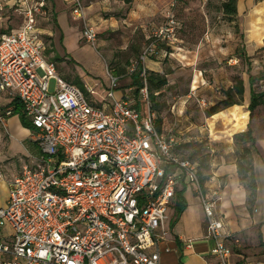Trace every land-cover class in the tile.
Wrapping results in <instances>:
<instances>
[{"label":"built area","instance_id":"obj_1","mask_svg":"<svg viewBox=\"0 0 264 264\" xmlns=\"http://www.w3.org/2000/svg\"><path fill=\"white\" fill-rule=\"evenodd\" d=\"M11 1L0 0V16ZM17 1L26 23L0 35V95L19 101L40 153L9 181L0 229L9 227L11 234L0 241V264H162L169 210L183 181L201 198L211 255L217 264H236L218 215L220 191L207 194L198 163L177 154L179 141L158 128L145 65L158 57L160 44H173L174 16L153 30L140 60L129 67L128 76L143 67L139 103L116 98L120 77L111 73L106 97L88 101L58 75L39 38L37 16L47 0ZM86 10L85 0H72L82 40L95 46L98 32ZM14 111V104L6 107L0 124ZM6 180L0 168V183Z\"/></svg>","mask_w":264,"mask_h":264},{"label":"rangeland","instance_id":"obj_2","mask_svg":"<svg viewBox=\"0 0 264 264\" xmlns=\"http://www.w3.org/2000/svg\"><path fill=\"white\" fill-rule=\"evenodd\" d=\"M118 1L120 3L117 0L101 1V17L108 24L103 30L96 27L98 39L95 46L84 41L83 44H76L69 34L64 48L54 13L49 15L52 28L40 19L43 28L53 30L50 48L54 51L48 59L56 64L58 75L80 88L88 101H98L106 97L104 81L107 69L120 77L116 91H123L127 96V89H132L128 97L139 103L137 87L133 86L134 76L127 75L129 67L140 60L145 46L149 44L148 36L152 29L164 25L170 15L174 16L177 24L174 45L160 44L161 54L157 59L153 58L156 63L147 61L145 65L147 71L160 73L168 79V85L157 94L155 100L152 99L158 125L161 123L163 134L176 137L179 153L198 162L204 176L213 175L224 166H237L240 146L234 138L229 141L239 133L241 125L240 119L231 111L235 106L210 118L207 111L226 98L225 91L232 88L238 79L245 83L244 106L239 107L249 105L251 78L255 79L256 92L264 93V17L256 13V17L253 16L254 9L250 8L232 20L223 12V4L227 0ZM256 3V8H264V1ZM87 18L93 24L89 16ZM71 19L82 33L83 24L74 21L72 16ZM252 39H255L253 43ZM88 87L94 89L97 95L91 96ZM54 88L55 81H52V90ZM241 112L243 114V110ZM249 129L254 131L256 140L263 137V106L255 110ZM31 147L33 156L18 154L15 145L11 147L10 140H6V133L0 126V168L6 179L13 172L17 173L24 164H32L38 158V147ZM253 150L255 168V158H261V153L257 144ZM258 176L260 187L264 189V168L260 167ZM238 180L247 193L242 208L253 216L257 210L253 205L256 197H251L248 184L240 175ZM5 190L6 186L1 185L0 207L5 204ZM10 232L9 227L0 229L1 236ZM244 241L247 250L248 243L246 239ZM240 245L243 246L242 241Z\"/></svg>","mask_w":264,"mask_h":264},{"label":"crops","instance_id":"obj_3","mask_svg":"<svg viewBox=\"0 0 264 264\" xmlns=\"http://www.w3.org/2000/svg\"><path fill=\"white\" fill-rule=\"evenodd\" d=\"M48 1L49 0H47V5L43 12L37 16L39 38L46 44L47 56L51 55V53L54 51L50 48V45L53 44V41H50V39L53 38V30H46L43 28L40 24V19L46 21V25L49 28H52L51 19L49 16L52 13H54L53 16H55V24L61 32L63 46L65 44L66 37L69 39V34L72 36V38H74L76 44H83L82 33L79 30V26L73 23L71 19L72 0ZM101 1L102 0H85V3L87 2V17L89 16V19L94 24L95 28L98 27L103 30L104 27L107 26L106 24H108V22L101 17L102 14L100 12L103 9ZM154 1L157 2V0ZM117 2L120 3L118 0ZM17 4V0L9 2L5 12L0 16V35L2 33L17 32L24 27L26 23V17L23 13L17 10L19 7ZM256 4V0H238V15L251 8L254 9L253 16L256 17L255 12L257 10H264V8H256ZM258 4H261V2ZM158 28H160V26H156L152 30ZM254 31L255 29L253 32ZM151 34L148 36L149 40L151 38ZM254 40L255 39H252L251 42L253 43ZM162 53H164V51H162ZM66 54H68V52H66ZM160 54L161 52H159V55ZM155 59H157V57L154 58V60ZM148 61L151 63H156L153 61V59H149ZM109 85L110 72H108L106 69V81H104V87L106 90ZM127 90L128 96L130 89ZM115 96L117 99H122L126 96V94L123 91H116ZM250 102L251 91L248 101L249 105L246 104L244 107L247 111L244 110V108L239 107L241 108V111L243 110L244 119H241V122H243L245 125V130L240 131V133L247 131L251 124L252 117L251 112L249 111ZM14 103L15 100L11 99L8 95H0V114H2L6 107ZM238 106H244V104ZM232 110H234V108H232ZM247 113H249L248 121L245 118ZM0 126L3 127L6 133V140H10L11 147H13V144L15 145L18 154L21 152L26 153L28 157L33 156L31 145H35L37 147L33 135L34 131L33 129L25 128L23 126L21 116L19 114L12 116L8 119L5 125L0 124ZM235 135H233L231 140L229 139L230 142L233 140ZM12 142L14 143L12 144ZM256 144L257 149L261 153V158H255V173L258 183V191L257 196L253 201V205H255L257 209L253 216H251L246 210H244V208H242L245 203L247 193L244 186L238 180L239 174L236 165L221 167L219 170L213 173L211 181L205 185L207 194L209 196H211L217 190L220 191L221 204L218 209V215L224 221L225 233L230 236L227 241L228 245L235 248L234 255L230 260L232 263L236 264H264V189H261L258 181L259 169L260 167L264 168V135L263 137H260L256 140ZM8 162H10V160H8ZM14 173L15 172H13V174L7 178L5 182L0 183V186L3 185L7 188V190H5V204L0 208H4L7 204L10 191L9 181L18 172L15 174ZM194 188V185H191L187 181L181 182L178 187L177 197L173 200L169 210L170 218L167 228H169L170 233L162 247V264L218 263L216 257L210 253L212 243L206 238L207 226L205 213L202 207L201 198L196 194ZM180 196H182L184 203L182 212H180ZM10 234L11 233L3 236L0 235V241H6ZM244 238L248 243L247 250H245ZM236 240L242 241L243 248L241 245L237 246L235 244Z\"/></svg>","mask_w":264,"mask_h":264},{"label":"trees","instance_id":"obj_4","mask_svg":"<svg viewBox=\"0 0 264 264\" xmlns=\"http://www.w3.org/2000/svg\"><path fill=\"white\" fill-rule=\"evenodd\" d=\"M258 3L263 2L264 0H256ZM238 0H227L223 4V12L224 14L229 17L230 19L234 20V18L238 17V9H237ZM255 13L264 17V10L259 9ZM143 67L140 66V69L137 74L134 75V82L133 86L137 87V93L140 88L144 86L143 80L140 78V72L142 71ZM147 82L149 86V90L151 93V98L155 100L157 94L168 85V79L166 76L161 75L160 73H155L153 71H147ZM251 82V102L249 106V111L251 112V117L255 113V110L263 106L264 107V93H258L254 89L255 79L250 80ZM85 90V86L82 87ZM244 95H245V83L242 79H238L236 84L225 91V99L222 100L220 103L214 105L207 111L208 117H212L226 109L234 107L233 112H235L236 116L242 121L244 119V115L241 113V110L238 105H242L244 102ZM14 115L19 114L21 116V121L25 128L33 129L31 124L25 118L24 114L22 113V107L18 100L14 103ZM246 118V116H245ZM159 131L162 132L161 123L158 125ZM245 130V125L241 122L239 127V133L234 136V141L237 145L240 146L238 149V161H237V168L238 174L241 176L243 181H246L251 193V197H256L258 191V183L254 168V161H253V148L256 146V137L254 135V131L249 129L245 132H241ZM177 154L179 153V148L176 149ZM182 156V155H181ZM195 162V161H194ZM198 163V162H196ZM198 174L201 180V184L205 186L209 181H211L213 175L204 176L200 164L198 163ZM255 199H253L254 201ZM180 212H182L184 208L183 198L180 196Z\"/></svg>","mask_w":264,"mask_h":264}]
</instances>
